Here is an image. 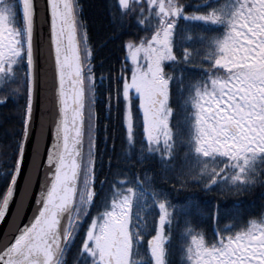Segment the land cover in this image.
I'll return each instance as SVG.
<instances>
[{
    "label": "snow or ice",
    "instance_id": "obj_1",
    "mask_svg": "<svg viewBox=\"0 0 264 264\" xmlns=\"http://www.w3.org/2000/svg\"><path fill=\"white\" fill-rule=\"evenodd\" d=\"M110 8L113 21L123 26L135 17L145 32L124 44L130 79L123 67L115 78L117 101L121 95L124 101L127 148L117 157L108 188L105 177L97 189L92 48L78 0H46L57 117L40 191L23 222L42 151L38 138L17 197L36 84L37 3L0 0V90L17 95L26 89L18 152L0 173L6 182L0 188V221L15 200L0 235V264H67L78 238L74 264H169L173 224L181 217L182 264H264V213L238 223L235 207L222 208L212 196L172 205L155 183L158 175L164 183L173 180L177 190L195 184L206 195L264 188V0H112ZM169 65L172 71L165 70ZM136 98L142 114L138 150ZM174 100L180 109L175 123ZM149 157L158 164L153 174L131 172ZM108 167L111 171V158ZM94 205L102 210L81 235ZM205 215L217 225L211 240L196 220ZM229 216L231 222L221 225Z\"/></svg>",
    "mask_w": 264,
    "mask_h": 264
},
{
    "label": "trees",
    "instance_id": "obj_2",
    "mask_svg": "<svg viewBox=\"0 0 264 264\" xmlns=\"http://www.w3.org/2000/svg\"><path fill=\"white\" fill-rule=\"evenodd\" d=\"M80 5V20L85 26L88 36V43L92 48V66L97 81L96 96H95V142L97 155V172L96 188H100V180L107 177L104 188H108V183L112 181V171L116 168L117 157L122 156L127 148L125 140V131L123 128L122 114L124 109L123 96L116 98L115 88L117 81L116 77L120 76L122 67L125 74L129 76L131 64L126 60L124 44L129 40H138L139 36L145 34L141 26L136 24V18L130 20L125 19L122 26L118 21H113L112 10L110 5L112 0H78ZM172 71L169 65L165 69ZM103 81L101 82V76ZM122 84V81H120ZM15 87V85H12ZM111 91V100L109 93ZM0 173L10 165L14 164L15 155L18 152V142L22 138L23 133V115L26 106V89L17 95H11L6 90H0ZM133 100L132 111L134 119L137 120L139 126L137 128V144L136 150L140 147V139L142 137V122L140 113L137 108V103ZM176 109V114L172 117V122L175 123L180 118V109L177 102L174 100L172 105ZM182 151V150H181ZM112 160V170H109L108 161ZM135 155L133 159L135 160ZM158 168V164L152 158H147L142 164H137L131 169L132 173L139 170L143 175L145 171L153 174ZM122 170L127 171L122 167ZM10 179V177H8ZM157 187L162 188L168 193V199L172 205H183L189 199L203 202L208 196L215 197L213 203L217 201L222 208H234L240 213L238 223H243L247 219L258 216L264 213V188L259 185L252 189L240 193L239 195L231 193H221L214 190L207 195L199 189L195 184H190L186 188L172 187L174 181L168 180L164 183L157 175L155 177ZM6 187V182L0 175V188ZM104 192L101 191L100 196L96 198V205L101 203V197ZM94 205L91 209V214L85 221L81 229V235L86 228L88 219L95 215L97 211L102 210ZM158 214V211L156 215ZM175 220V217H174ZM198 227L207 232L209 240L213 238V228L217 227L206 215L197 217ZM152 222V218L149 219ZM231 222V217H227L220 221V224ZM183 226V217L179 223L173 224L171 254L169 256V264H182L180 252L179 232ZM153 232V231H152ZM149 232L147 235L151 234ZM146 239V236H145ZM144 239V242H145ZM80 239H77L76 244L67 253V264H74ZM144 246V245H143Z\"/></svg>",
    "mask_w": 264,
    "mask_h": 264
},
{
    "label": "water",
    "instance_id": "obj_3",
    "mask_svg": "<svg viewBox=\"0 0 264 264\" xmlns=\"http://www.w3.org/2000/svg\"><path fill=\"white\" fill-rule=\"evenodd\" d=\"M36 3L37 14L34 32L36 84L34 87L32 119L29 126L30 131L29 136L25 141L23 169L18 177L16 187L17 197L19 196L20 186L23 184L24 172L28 170L30 163L33 161V148L38 138L42 146V151L38 156L40 161L39 172L33 186V194L29 198L25 208L23 222H27L29 216L32 215L36 200V193L40 191L41 179L45 173L44 162L47 159V148L52 143V129L57 117L54 61L50 54L49 26L45 22L46 14L44 12L46 0H36ZM14 210L15 200L12 201L10 209L6 214V218L3 221H0V235H2L4 228L7 227L8 219L11 218Z\"/></svg>",
    "mask_w": 264,
    "mask_h": 264
},
{
    "label": "rangeland",
    "instance_id": "obj_4",
    "mask_svg": "<svg viewBox=\"0 0 264 264\" xmlns=\"http://www.w3.org/2000/svg\"><path fill=\"white\" fill-rule=\"evenodd\" d=\"M125 51H126V53H125V56H127V50H126V48H125ZM129 63L131 64V61H129ZM131 67H132V64H131ZM130 77H131V71H130V74H129V76H128V78L130 79ZM136 103H137V108H138V105H139V100H138V98H136ZM138 111H139V108H138ZM140 113V112H139ZM85 116H86V121H85V123H86V126H85V151L87 150V126H88V120H87V117H88V108H87V106H86V108H85ZM140 117H141V122H142V114H140ZM157 216H158V214H157ZM151 217H149V219H150ZM90 220H91V218H89L88 219V222H90ZM87 222V223H88ZM86 227H87V225H86ZM85 230H86V228H85ZM151 234H154V230H153V232L151 233ZM151 234H149V235H146V239H145V242L143 241V247L144 248H146L147 247V239L150 237V235Z\"/></svg>",
    "mask_w": 264,
    "mask_h": 264
}]
</instances>
